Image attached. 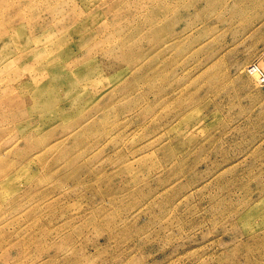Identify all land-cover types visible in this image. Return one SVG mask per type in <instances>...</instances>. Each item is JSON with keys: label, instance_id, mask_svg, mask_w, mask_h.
Returning <instances> with one entry per match:
<instances>
[{"label": "rangeland", "instance_id": "obj_1", "mask_svg": "<svg viewBox=\"0 0 264 264\" xmlns=\"http://www.w3.org/2000/svg\"><path fill=\"white\" fill-rule=\"evenodd\" d=\"M264 0H0V264H264Z\"/></svg>", "mask_w": 264, "mask_h": 264}, {"label": "built area", "instance_id": "obj_2", "mask_svg": "<svg viewBox=\"0 0 264 264\" xmlns=\"http://www.w3.org/2000/svg\"><path fill=\"white\" fill-rule=\"evenodd\" d=\"M249 71L251 74L256 75L261 85H264V48L261 51L260 63L250 66Z\"/></svg>", "mask_w": 264, "mask_h": 264}, {"label": "bare ground", "instance_id": "obj_3", "mask_svg": "<svg viewBox=\"0 0 264 264\" xmlns=\"http://www.w3.org/2000/svg\"><path fill=\"white\" fill-rule=\"evenodd\" d=\"M261 65V64H260ZM256 76V75H255ZM257 81H258V78L256 77ZM259 82V81H258Z\"/></svg>", "mask_w": 264, "mask_h": 264}]
</instances>
